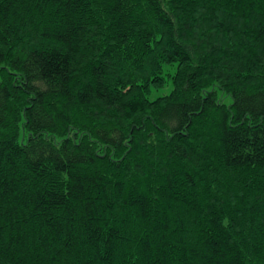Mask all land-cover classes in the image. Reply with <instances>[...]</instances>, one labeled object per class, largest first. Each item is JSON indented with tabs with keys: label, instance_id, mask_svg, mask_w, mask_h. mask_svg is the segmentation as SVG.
Here are the masks:
<instances>
[{
	"label": "trees",
	"instance_id": "obj_1",
	"mask_svg": "<svg viewBox=\"0 0 264 264\" xmlns=\"http://www.w3.org/2000/svg\"><path fill=\"white\" fill-rule=\"evenodd\" d=\"M0 264H264V0H0Z\"/></svg>",
	"mask_w": 264,
	"mask_h": 264
},
{
	"label": "rangeland",
	"instance_id": "obj_2",
	"mask_svg": "<svg viewBox=\"0 0 264 264\" xmlns=\"http://www.w3.org/2000/svg\"><path fill=\"white\" fill-rule=\"evenodd\" d=\"M168 91V87H164L161 91H160V93H164V92H167ZM155 94V93H154ZM153 94V95H154Z\"/></svg>",
	"mask_w": 264,
	"mask_h": 264
}]
</instances>
